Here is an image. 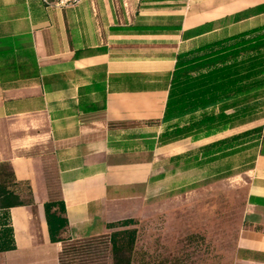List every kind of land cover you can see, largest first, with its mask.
Segmentation results:
<instances>
[{"label":"crops","instance_id":"1","mask_svg":"<svg viewBox=\"0 0 264 264\" xmlns=\"http://www.w3.org/2000/svg\"><path fill=\"white\" fill-rule=\"evenodd\" d=\"M235 37L264 39V0H0V163L32 198L9 210L15 249L0 252V264H58L48 201L64 203L63 238L94 237L141 217L180 174L190 141L195 160H213L234 127L171 138L188 117L163 115L180 56ZM250 128L259 132L244 170L241 260L264 264V115ZM231 149L225 141L221 151Z\"/></svg>","mask_w":264,"mask_h":264},{"label":"rangeland","instance_id":"2","mask_svg":"<svg viewBox=\"0 0 264 264\" xmlns=\"http://www.w3.org/2000/svg\"><path fill=\"white\" fill-rule=\"evenodd\" d=\"M260 52L264 55V47ZM247 53L241 52L240 59L252 55ZM262 89H252L240 96L246 100L237 108L251 110L228 127H234L230 133L249 131L253 128L244 129L256 125L263 117ZM232 111L233 108L228 110ZM256 138L255 133L245 134L233 149L214 156L213 160L204 156L195 160L199 148L190 141L191 148L180 161L181 172L171 176L169 187L167 183L159 185L154 200L141 217L113 230H136L131 264L244 263L241 249H247L244 234L248 225L244 170L255 154Z\"/></svg>","mask_w":264,"mask_h":264},{"label":"trees","instance_id":"3","mask_svg":"<svg viewBox=\"0 0 264 264\" xmlns=\"http://www.w3.org/2000/svg\"><path fill=\"white\" fill-rule=\"evenodd\" d=\"M263 47L264 39L243 40L235 37L233 44L228 47L222 46L202 54L191 52L186 53L185 57L180 56L173 71L163 120L187 116L188 121L181 127L176 125L169 136L187 137L199 133L207 136L243 119L251 109L237 108L245 99L240 96L258 88H263L264 93V55L260 52ZM244 51L252 55L240 59V53ZM232 108L233 111L228 112ZM258 132V128H253L219 140L215 143L219 145V154L224 153L221 150L225 141H231L234 148L236 141L245 134ZM16 186L11 165L7 162L0 163V252L15 249L10 208L32 203L30 192L28 197H21L16 191ZM44 212L50 240H63L62 232L67 226L63 201L46 202ZM130 222L127 220L115 225H128ZM110 235V264H131L136 230L122 229L113 231Z\"/></svg>","mask_w":264,"mask_h":264},{"label":"built area","instance_id":"4","mask_svg":"<svg viewBox=\"0 0 264 264\" xmlns=\"http://www.w3.org/2000/svg\"><path fill=\"white\" fill-rule=\"evenodd\" d=\"M48 8H66L82 0H40ZM111 232L88 238L65 237L60 241L58 264H109L111 260Z\"/></svg>","mask_w":264,"mask_h":264}]
</instances>
